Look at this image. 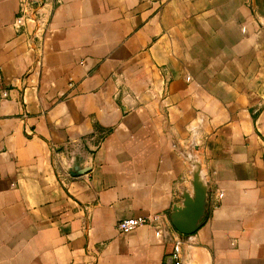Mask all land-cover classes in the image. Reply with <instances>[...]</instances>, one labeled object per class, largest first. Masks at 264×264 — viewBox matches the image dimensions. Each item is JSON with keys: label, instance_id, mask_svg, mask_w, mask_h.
Here are the masks:
<instances>
[{"label": "crops", "instance_id": "1", "mask_svg": "<svg viewBox=\"0 0 264 264\" xmlns=\"http://www.w3.org/2000/svg\"><path fill=\"white\" fill-rule=\"evenodd\" d=\"M18 13L0 0V264H163L177 235L184 264H264V0H60L44 39Z\"/></svg>", "mask_w": 264, "mask_h": 264}, {"label": "built area", "instance_id": "2", "mask_svg": "<svg viewBox=\"0 0 264 264\" xmlns=\"http://www.w3.org/2000/svg\"><path fill=\"white\" fill-rule=\"evenodd\" d=\"M60 4V0H19V13L15 20V26L18 29L34 27L40 33V38L44 39L50 29L51 18L54 9ZM38 38V39H40ZM43 51L41 52V57ZM159 221L158 217H138L125 219L118 223L117 229L122 234H128L136 229L151 225ZM155 228L160 225L153 224ZM161 234V230L159 231ZM173 249L163 264H184V240L177 235L173 238Z\"/></svg>", "mask_w": 264, "mask_h": 264}, {"label": "water", "instance_id": "3", "mask_svg": "<svg viewBox=\"0 0 264 264\" xmlns=\"http://www.w3.org/2000/svg\"><path fill=\"white\" fill-rule=\"evenodd\" d=\"M74 159L68 169L72 177L85 174L89 169H82V165ZM194 197L185 195L182 207L176 206L171 215V222L175 229L184 236L195 234L202 224L207 206V189L200 179V174L195 173Z\"/></svg>", "mask_w": 264, "mask_h": 264}]
</instances>
